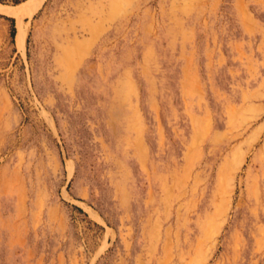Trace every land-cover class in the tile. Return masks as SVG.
Returning <instances> with one entry per match:
<instances>
[{
  "label": "rangeland",
  "instance_id": "374dc122",
  "mask_svg": "<svg viewBox=\"0 0 264 264\" xmlns=\"http://www.w3.org/2000/svg\"><path fill=\"white\" fill-rule=\"evenodd\" d=\"M0 264H264V0L0 14Z\"/></svg>",
  "mask_w": 264,
  "mask_h": 264
},
{
  "label": "bare ground",
  "instance_id": "6f19581e",
  "mask_svg": "<svg viewBox=\"0 0 264 264\" xmlns=\"http://www.w3.org/2000/svg\"><path fill=\"white\" fill-rule=\"evenodd\" d=\"M43 1L44 0H29L18 11H12V10H6L4 8H0V14L16 15V17L18 18V23H20L22 16H27V17L32 16L41 6Z\"/></svg>",
  "mask_w": 264,
  "mask_h": 264
}]
</instances>
